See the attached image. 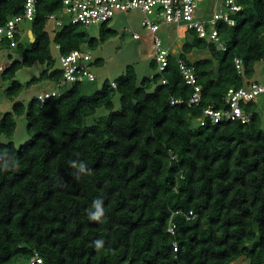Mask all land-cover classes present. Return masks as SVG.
<instances>
[{"label": "trees", "instance_id": "16d2710c", "mask_svg": "<svg viewBox=\"0 0 264 264\" xmlns=\"http://www.w3.org/2000/svg\"><path fill=\"white\" fill-rule=\"evenodd\" d=\"M237 2L235 25H218L225 51L187 32L181 55L171 54L162 74L138 83L129 67L112 81L115 88L107 80L98 90L94 82H65L55 69L45 28L61 1H40L31 47L17 35L22 60L1 75L12 80L38 62L47 67L41 79L69 88L44 103L38 94L26 108L16 102L13 113L0 112V264H30L35 256L43 264H264V121L254 102L244 106L247 124L214 123L204 114L209 106L227 109L228 89L254 82L264 56V0ZM24 3L0 0V26L21 15ZM84 30L58 29L59 52L96 49L115 36L104 31L94 39ZM194 50L211 57L191 63ZM179 60L196 70L198 105L190 104L194 89ZM23 88L14 81L6 94L14 99ZM102 108L108 115L86 126ZM25 113L30 139L20 148L2 142Z\"/></svg>", "mask_w": 264, "mask_h": 264}, {"label": "built area", "instance_id": "2783aa9c", "mask_svg": "<svg viewBox=\"0 0 264 264\" xmlns=\"http://www.w3.org/2000/svg\"><path fill=\"white\" fill-rule=\"evenodd\" d=\"M41 0H25L23 13L13 16L0 26V49L2 47L13 48L18 46L17 35H21L19 24L22 22L32 23L37 14L38 4ZM61 9L48 17L47 23L52 22L54 35L64 25H78L87 29L91 25H104L110 22L117 12H129L139 10L144 15L142 27L151 34V42L154 49V61L157 72L162 74L169 64L171 51L164 46L163 39L159 36L163 24L184 28L186 32H194L198 38L205 39L209 43L216 44L218 48L225 51V45L218 31L219 24L229 27L235 25L232 15L242 10L237 0H214L211 10L201 11L202 0H60ZM67 18L63 20L62 18ZM135 41L145 42L139 34L132 35ZM60 50V47L57 46ZM62 78L65 82H95L96 76L92 71V57L82 51L75 50L68 55L59 52ZM264 65V56L261 60ZM180 72L187 85L193 87L194 94L190 104L201 103V86L198 84L196 70L185 61L178 62ZM236 68L240 74L243 72V62L235 61ZM4 70V69H3ZM112 87L116 83L112 82ZM163 84L166 81L163 80ZM61 83H57L59 88ZM56 91L44 92L38 95V100L44 103L49 98L55 97ZM259 96H264V82H251L250 84L235 88L230 87L226 94L225 110H216L214 106L205 109L204 114L210 117L214 123L220 121H239L247 124L250 116L244 110V106L250 102L256 103ZM180 101H175L179 103ZM204 125V120L201 121ZM194 215L191 212L188 219ZM176 225L171 224L168 232L174 235ZM176 246V245H175ZM30 264H43L42 259L35 256Z\"/></svg>", "mask_w": 264, "mask_h": 264}, {"label": "rangeland", "instance_id": "374dc122", "mask_svg": "<svg viewBox=\"0 0 264 264\" xmlns=\"http://www.w3.org/2000/svg\"><path fill=\"white\" fill-rule=\"evenodd\" d=\"M214 0H202L200 4L201 11L206 9L211 10ZM66 20L67 18H62ZM144 15L139 10H132L129 12H117L113 19L104 25H91L84 32L89 38L100 39L104 31H114L115 36L96 49H92L89 45H83L84 52L88 53L93 61L98 59L103 60V65L92 66V71L96 76V81L90 85L93 89H101L105 81H115L116 79L126 75L129 67L134 68L137 74L138 83L144 78H152L157 71L152 68L154 62V49L151 42V34L142 27ZM32 23L22 22L19 24L21 32V42L25 49L31 47V43L27 33L31 30ZM46 31L49 33L52 40L51 54L55 62V69H61L59 50L53 42L54 27L52 22L46 24ZM136 33L142 36L145 42L135 41L132 35ZM159 36L164 41V46H170L176 40V28L162 25ZM22 55L17 50V47L0 49V112L2 114L13 113V105L16 102L22 103L25 108L28 107L32 98L40 93L47 91H56L58 95L66 93L69 87L58 88L56 83L51 79H41L42 73L47 69L46 65L35 63L32 67H23L19 69L12 80H4L2 72L8 65L15 61H21ZM16 81L23 85V91L14 99H10L6 90L12 86ZM254 82H264L263 63L259 62L256 65V74L253 77ZM115 110L120 108V96H116L114 100ZM256 109L262 120L264 121V96H259L256 99ZM108 111L105 108L99 109L95 116L89 117L86 120V126H91L96 123L99 117L107 116ZM27 116L26 113L20 117H16V129L11 139L5 136L1 137L4 143L10 140L14 143L16 148H20L26 143L30 136L27 133ZM199 123L195 122L193 127H197ZM249 264L248 261H239L236 264Z\"/></svg>", "mask_w": 264, "mask_h": 264}, {"label": "crops", "instance_id": "0c3cea01", "mask_svg": "<svg viewBox=\"0 0 264 264\" xmlns=\"http://www.w3.org/2000/svg\"><path fill=\"white\" fill-rule=\"evenodd\" d=\"M169 26V25H168ZM176 28L177 38L172 42L170 46H167L171 53L175 55V57H179L182 53V45L187 40V32L184 28H178L176 26H172ZM22 36V35H21ZM30 42H33L34 36L32 35V31L30 30L27 33ZM211 57V54L208 50H194L192 53L187 55L188 61L191 63L197 62L199 60L208 59ZM49 92V91H47Z\"/></svg>", "mask_w": 264, "mask_h": 264}, {"label": "clouds", "instance_id": "9594fccd", "mask_svg": "<svg viewBox=\"0 0 264 264\" xmlns=\"http://www.w3.org/2000/svg\"><path fill=\"white\" fill-rule=\"evenodd\" d=\"M33 41H34V39H33Z\"/></svg>", "mask_w": 264, "mask_h": 264}, {"label": "water", "instance_id": "95a60500", "mask_svg": "<svg viewBox=\"0 0 264 264\" xmlns=\"http://www.w3.org/2000/svg\"><path fill=\"white\" fill-rule=\"evenodd\" d=\"M32 35H33V33H32Z\"/></svg>", "mask_w": 264, "mask_h": 264}]
</instances>
